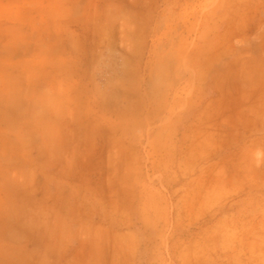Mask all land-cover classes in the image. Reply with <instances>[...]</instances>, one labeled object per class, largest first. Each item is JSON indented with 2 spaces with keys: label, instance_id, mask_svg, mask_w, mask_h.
I'll use <instances>...</instances> for the list:
<instances>
[{
  "label": "rangeland",
  "instance_id": "374dc122",
  "mask_svg": "<svg viewBox=\"0 0 264 264\" xmlns=\"http://www.w3.org/2000/svg\"><path fill=\"white\" fill-rule=\"evenodd\" d=\"M161 1L46 0L48 30L35 11L42 0H6L33 25L31 131L45 117V132L61 136L49 143L77 153L65 178L88 202L79 219L94 244L123 250L116 259L131 264L134 250L136 264H264V0H233L238 46L210 71L214 94L179 91L197 62L181 59L187 41L166 44L153 29ZM171 18L181 21H159ZM11 31L0 27V37ZM5 41L0 72L17 47ZM12 209L0 202V218Z\"/></svg>",
  "mask_w": 264,
  "mask_h": 264
},
{
  "label": "crops",
  "instance_id": "0c3cea01",
  "mask_svg": "<svg viewBox=\"0 0 264 264\" xmlns=\"http://www.w3.org/2000/svg\"><path fill=\"white\" fill-rule=\"evenodd\" d=\"M5 1L0 0V14L6 19H0V27L12 31L11 37L10 32H2L0 38L8 43L11 39L10 43L17 47H13L11 53L12 64L0 72V87L4 89L3 101H0L3 111L0 112V178L10 177L9 184L0 185V202L13 205V214L9 212L0 218V222L5 223L0 224V264H125L114 255L123 252L120 247L115 248L109 243L94 244L93 231L83 226L90 224L87 217L79 219L80 215L87 216L88 202L73 199L72 181L65 178L77 169L71 158L77 153L71 150L65 153L55 143H49L60 140L61 136L45 132V124L49 125L45 117L37 120L43 131H31V123L35 120L30 117L27 86L30 76H36V73H30V58L25 48L30 43L29 30L33 25L23 19L27 9L21 2ZM190 3L187 0H162L152 27L156 31L161 27L160 38L166 44H173L178 37L183 38L184 44L187 41L190 51L181 59L197 62L196 73L186 76V83L179 91L214 94L215 87L206 85L210 71L216 62L231 58L237 50V3L230 0L229 11L223 10L222 0ZM192 7L197 10L193 11ZM46 9V0H42L35 11L44 14L42 27L49 30ZM164 14L181 21L175 22L171 18L160 22L159 18ZM158 37L156 33L157 40ZM37 41L41 43L42 38L39 36ZM150 43H154L153 36ZM196 44L201 46L195 49ZM112 90L123 91L119 86ZM213 98L215 101L216 95ZM192 121H196L195 118ZM35 138L37 143L31 149V139ZM86 185L83 184V190ZM100 216L106 219L108 215L100 208ZM135 258L133 250L131 264H136Z\"/></svg>",
  "mask_w": 264,
  "mask_h": 264
}]
</instances>
